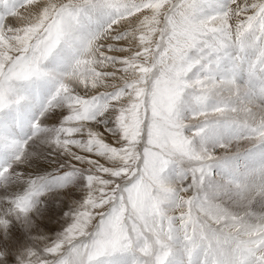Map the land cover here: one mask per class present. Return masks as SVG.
Wrapping results in <instances>:
<instances>
[{
  "label": "snow or ice",
  "instance_id": "6c2138e0",
  "mask_svg": "<svg viewBox=\"0 0 264 264\" xmlns=\"http://www.w3.org/2000/svg\"><path fill=\"white\" fill-rule=\"evenodd\" d=\"M0 264H264V0H0Z\"/></svg>",
  "mask_w": 264,
  "mask_h": 264
},
{
  "label": "rangeland",
  "instance_id": "374dc122",
  "mask_svg": "<svg viewBox=\"0 0 264 264\" xmlns=\"http://www.w3.org/2000/svg\"><path fill=\"white\" fill-rule=\"evenodd\" d=\"M80 196H82V193H78L77 198H80ZM60 230L61 229H60L59 225H54V231H60ZM50 235H55V232L50 233Z\"/></svg>",
  "mask_w": 264,
  "mask_h": 264
}]
</instances>
